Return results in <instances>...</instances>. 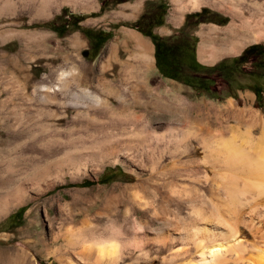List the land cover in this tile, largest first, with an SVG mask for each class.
<instances>
[{
    "label": "rangeland",
    "instance_id": "obj_1",
    "mask_svg": "<svg viewBox=\"0 0 264 264\" xmlns=\"http://www.w3.org/2000/svg\"><path fill=\"white\" fill-rule=\"evenodd\" d=\"M204 1L184 11L187 0H0V264H201L204 218L224 206L200 182L202 121L192 108L209 122L235 107L264 118V57L235 65L238 53L218 55L227 75L210 67L204 79L160 75L146 32L180 66L174 45L222 49L237 38L220 30L264 3ZM133 34L150 45V63L135 57ZM254 43L264 38L242 48ZM136 79L147 110L130 94ZM161 101L189 117L153 109ZM100 243L104 252L86 248Z\"/></svg>",
    "mask_w": 264,
    "mask_h": 264
},
{
    "label": "bare ground",
    "instance_id": "obj_2",
    "mask_svg": "<svg viewBox=\"0 0 264 264\" xmlns=\"http://www.w3.org/2000/svg\"><path fill=\"white\" fill-rule=\"evenodd\" d=\"M187 4L181 9L193 11L207 4V1L187 0ZM254 17H258L256 29H253L250 22ZM263 17L264 3L259 4V8L253 12L249 8L246 16L240 20L242 26L238 28L229 26L230 28L220 30L225 38L232 37L237 40L208 54H213V57L226 53L234 54L246 43L257 42L264 38ZM213 29L219 30L216 27ZM130 42L138 51L135 57L142 63H150L151 51L148 42L136 34L130 37ZM199 52L206 54L203 48H200ZM65 76L67 74H60L58 80H63ZM133 86L130 94L135 104L147 110L152 104L148 100L149 91L138 84L137 79ZM106 98H104L105 105L108 104ZM124 98V93L121 96L118 94V99ZM155 108L161 112H170V115H180L184 120L189 117L186 110H179L162 101L155 104L153 109ZM192 111L194 121H202L200 123L202 128L198 129L196 136L201 149L198 163L201 166L202 188L212 186L214 196L219 197L224 206L222 211H211L207 218H204L207 222L201 228L204 238L199 241L200 262L201 264H264V118L255 109L235 107L227 111V119L209 122L207 115L203 116L195 106ZM232 120L234 123L230 122ZM91 128L93 132L99 131L104 139L114 137V133L106 126ZM91 128L86 127L90 132ZM258 132L260 133L256 135ZM155 147L159 148L161 153L166 148V144ZM204 189H201V194L208 191ZM209 203L214 205L212 202ZM258 238L260 239L258 243L250 241ZM109 246L114 248L116 245L114 243ZM86 248L89 250L95 248L104 252L103 243L89 245Z\"/></svg>",
    "mask_w": 264,
    "mask_h": 264
},
{
    "label": "crops",
    "instance_id": "obj_3",
    "mask_svg": "<svg viewBox=\"0 0 264 264\" xmlns=\"http://www.w3.org/2000/svg\"><path fill=\"white\" fill-rule=\"evenodd\" d=\"M201 43H202V39L199 45H195L194 47L188 46V48L180 54V58L183 60V64H181L180 66L178 65L177 61L174 59L172 51L168 49L167 43L162 44L160 46V51L156 58L157 59L156 67L160 75L166 79L172 80L174 78L169 73L171 71H178L180 73H185L195 78L204 79L205 75L202 76L201 74H206V76L209 75L207 74L208 69L210 67L215 66L218 62H220L224 58L223 57L220 58L219 56H217L213 60H211V64L204 63L203 61H201L200 57L205 55L199 54V48H202V46L200 47ZM244 48L245 47L241 48L238 52H236L238 53L237 55H239ZM154 53H155V49H154ZM208 53L209 52H207L206 54ZM162 72L165 73L167 76H165Z\"/></svg>",
    "mask_w": 264,
    "mask_h": 264
},
{
    "label": "trees",
    "instance_id": "obj_4",
    "mask_svg": "<svg viewBox=\"0 0 264 264\" xmlns=\"http://www.w3.org/2000/svg\"><path fill=\"white\" fill-rule=\"evenodd\" d=\"M147 35H151L152 39L154 41L155 44V56L157 58V55L160 51V46L163 43V41H159V39L152 35L150 32H146ZM110 34H108L105 39L109 36ZM188 48L187 45H183V46H179V45H174L173 49L176 50L177 53H182L184 50H186ZM252 56L258 57V59L260 60L262 57H264V44L261 43H254V44H250L247 47H245L242 52L237 55L236 57L233 58V63L236 65L238 63H245L248 61V59ZM159 67V66H158ZM227 63L223 60H221L220 62H218L215 66H213L210 70H220L223 71L224 74H226V72L224 71L226 69ZM260 68H263V66H260ZM163 73V72H162ZM165 76H167L165 73H163ZM227 75V74H226ZM174 78V77H173ZM255 94H260L261 93V88L259 85L257 84H253L249 87ZM206 89V88H205ZM108 180H111L108 179ZM107 181V180H106ZM105 182V181H102ZM83 184L86 185H90L92 184V182L89 181H85ZM41 264H46L45 262H41Z\"/></svg>",
    "mask_w": 264,
    "mask_h": 264
},
{
    "label": "water",
    "instance_id": "obj_5",
    "mask_svg": "<svg viewBox=\"0 0 264 264\" xmlns=\"http://www.w3.org/2000/svg\"><path fill=\"white\" fill-rule=\"evenodd\" d=\"M84 54H86V52H84Z\"/></svg>",
    "mask_w": 264,
    "mask_h": 264
}]
</instances>
